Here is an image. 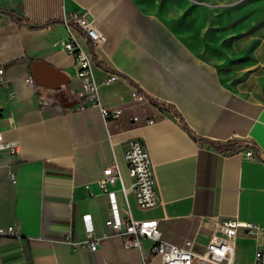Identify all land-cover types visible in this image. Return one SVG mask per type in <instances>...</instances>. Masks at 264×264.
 <instances>
[{"label": "crops", "instance_id": "obj_1", "mask_svg": "<svg viewBox=\"0 0 264 264\" xmlns=\"http://www.w3.org/2000/svg\"><path fill=\"white\" fill-rule=\"evenodd\" d=\"M0 10L20 17L0 12V132L18 142L17 150L0 157V225L20 230V237L0 238L1 264H163L150 254L148 238L127 248L110 235L96 249L78 251L64 240L67 232L73 239L83 236V214L95 232L106 229L109 202L96 179L113 160L126 188L124 194L120 183L111 186L121 215L157 220L169 242L193 239L191 264H218L200 255L216 222H252L260 229L255 236L237 226L229 264H259L254 250L264 247V38L231 42L236 53L248 56L239 65L207 56L198 29L190 33L184 26L188 19L143 0H0ZM71 11L84 12L104 37L92 48L100 100L124 105L107 124L97 107L75 108L73 57L59 43L66 33L59 18ZM37 59L69 76L58 89L74 100L71 106H39L36 90L43 86L24 80ZM109 72L118 77L104 85ZM133 86L175 114L151 102L131 105ZM149 117L153 122L146 123ZM132 138L143 140L152 163L159 195L152 207H138L131 188L123 151ZM229 141H235L233 149L217 147ZM249 148L256 157L243 155Z\"/></svg>", "mask_w": 264, "mask_h": 264}, {"label": "built area", "instance_id": "obj_2", "mask_svg": "<svg viewBox=\"0 0 264 264\" xmlns=\"http://www.w3.org/2000/svg\"><path fill=\"white\" fill-rule=\"evenodd\" d=\"M59 20L66 32L65 37L59 39V43L72 54L74 77L79 84L78 89L72 91V96L78 100L75 108L83 109L86 106L97 107L105 124H107L108 120L117 119L124 105H102L99 94V82H97L94 75L92 48L104 41L103 35L97 30L93 21H89L84 17V12L82 11L63 12ZM117 77L118 74L116 72H109L101 80V83L108 85ZM24 80L30 85L34 84L31 75H27ZM2 81V69L0 68V83ZM58 88L46 89L45 87L38 86L36 97L39 106L45 107L58 103L60 93ZM128 96L129 102L132 103L131 105L138 104L142 106L150 103L149 97L135 86L130 89ZM129 119L135 122L137 121V115L133 114ZM145 122L151 123L153 119L150 117L146 118ZM17 147L18 142L16 140L6 139L0 132V157L3 152H14L17 150ZM243 155L250 159L256 157L251 148L244 150ZM123 157L127 173L131 177V188L136 204L140 208L154 206L159 201V195L152 163L143 140L141 138L128 140L123 151ZM7 174L9 180L14 183L16 181V174L8 165ZM116 182L120 183V188L125 194L126 188L122 185L119 168L113 160L101 169L100 175L96 179L97 187L102 194L107 196L109 202V215L104 220L106 229L98 233L95 232L90 215L83 214V236L79 239H73L71 238V234L67 232L64 237V240L71 246L72 250H94L101 239L110 235L120 236L124 246L127 248L137 247L142 238H148L151 241L150 254L157 256L163 264H191L195 255L193 239L186 238L181 244L169 242L161 236L157 220L135 219L128 212L125 215L120 214L119 207L111 190V186ZM240 224L247 227V233L253 236L260 230L252 222L239 223L234 218L221 219L215 223V229L209 234L204 249L200 254L201 257L218 264H229L233 252L236 228ZM12 237H20L19 227L16 224L0 225V238ZM254 258L257 263L264 264V247L254 250ZM141 264H145V262Z\"/></svg>", "mask_w": 264, "mask_h": 264}, {"label": "rangeland", "instance_id": "obj_3", "mask_svg": "<svg viewBox=\"0 0 264 264\" xmlns=\"http://www.w3.org/2000/svg\"><path fill=\"white\" fill-rule=\"evenodd\" d=\"M159 12L183 17L190 33L198 29L206 55L246 64L247 55L234 51L231 42L240 36L264 38V0H143ZM198 43V42H197ZM219 49V54L212 48ZM239 59L238 61V58Z\"/></svg>", "mask_w": 264, "mask_h": 264}, {"label": "water", "instance_id": "obj_4", "mask_svg": "<svg viewBox=\"0 0 264 264\" xmlns=\"http://www.w3.org/2000/svg\"><path fill=\"white\" fill-rule=\"evenodd\" d=\"M30 75L33 81L46 88H58L61 84L69 81V76L59 68L53 67L46 61L37 59L30 66ZM59 102L64 106H71L74 100H68L61 92Z\"/></svg>", "mask_w": 264, "mask_h": 264}, {"label": "trees", "instance_id": "obj_5", "mask_svg": "<svg viewBox=\"0 0 264 264\" xmlns=\"http://www.w3.org/2000/svg\"><path fill=\"white\" fill-rule=\"evenodd\" d=\"M0 12L9 15L12 19H14V20H16V21L20 20V17H19L17 14L13 13V12L5 11V10H0ZM31 27H33V28H39V27H41V25H32ZM126 77H127V76H126ZM128 79L132 82V84L134 83L130 78H128ZM134 85H135V83H134ZM137 88H138V87H137ZM138 89L141 90L140 88H138ZM148 97H149V96H148ZM149 99H150V102L153 103L154 105H156L157 107H160V108H163V109H166V110H170V111H172V112L175 114L173 108H172L171 106H169L168 104H166V103H164V102H160V101L154 100V99H152V98H150V97H149ZM180 119H181V121H182V118H181V117H180ZM183 127H184L188 132H190L189 128L187 127V125H186L185 123H183ZM234 144H235V141H229V142H227V143H219V144L217 145V147H218L221 151L231 150V149H233Z\"/></svg>", "mask_w": 264, "mask_h": 264}]
</instances>
